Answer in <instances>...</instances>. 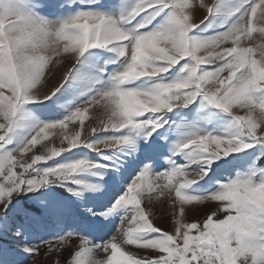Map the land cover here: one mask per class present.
I'll list each match as a JSON object with an SVG mask.
<instances>
[{
    "label": "snow or ice",
    "instance_id": "obj_1",
    "mask_svg": "<svg viewBox=\"0 0 264 264\" xmlns=\"http://www.w3.org/2000/svg\"><path fill=\"white\" fill-rule=\"evenodd\" d=\"M0 264H264V0H0Z\"/></svg>",
    "mask_w": 264,
    "mask_h": 264
},
{
    "label": "rangeland",
    "instance_id": "obj_2",
    "mask_svg": "<svg viewBox=\"0 0 264 264\" xmlns=\"http://www.w3.org/2000/svg\"><path fill=\"white\" fill-rule=\"evenodd\" d=\"M166 213H167V209L165 208L158 207L156 209V214L158 217H160L157 223L165 229L169 227V222ZM203 215H204V211H195L190 214V219H198L201 218Z\"/></svg>",
    "mask_w": 264,
    "mask_h": 264
}]
</instances>
